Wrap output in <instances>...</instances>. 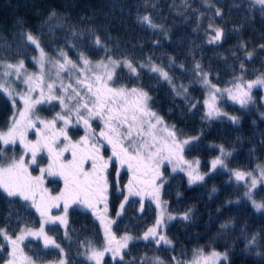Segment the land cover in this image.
<instances>
[{
    "label": "trees",
    "instance_id": "16d2710c",
    "mask_svg": "<svg viewBox=\"0 0 264 264\" xmlns=\"http://www.w3.org/2000/svg\"><path fill=\"white\" fill-rule=\"evenodd\" d=\"M213 2L223 11V19L216 17L214 23L225 31V38L217 44L206 42L205 32L212 17L210 14L200 16L201 12L207 13L203 0H151L155 7H145V0H0V59L14 62L23 58L25 64L30 65L29 59L35 49L30 46L26 55L19 54L24 51L18 43L21 31H31L39 37L47 53L65 48L72 59L77 58V52L66 48L71 43L84 50L91 60L104 57V51L93 47L96 36L111 50L114 58L127 57L134 62H145L151 57L153 62L166 66L173 57L177 64L183 63L186 70L179 67L166 70L176 82L188 87L187 101L174 95L167 82L158 81L148 70H141L138 83L152 97L153 110L167 125L179 129L180 139L199 137L185 146L181 154L183 160L198 161L197 172L203 175L210 171L211 161L221 155L219 146L222 145L231 152V156L225 159L229 169L250 171L264 163L262 93L253 89L256 102L246 108L226 99L218 103L221 112L239 118V123H233L227 116L205 119L203 88L193 80L191 69L195 61H199L209 72L212 84L220 88L228 86L240 76V63L244 58L240 44L244 42L248 51L255 50L251 60H244V79L251 81L264 73V49L259 48L264 43V13L259 10V5L250 6L249 0ZM52 12L57 15L50 19ZM146 13L151 14L154 23L163 26L167 38L160 35L158 29L153 30L139 22V16ZM73 31L80 35L69 39L68 35ZM117 72L120 74L119 84L131 87L137 83L134 78H127L126 69H117ZM197 101L196 108L190 111L191 105ZM0 105V129H3L9 114L8 99L3 94H0ZM161 173L165 182L160 188V197L168 215L177 217L167 220L162 228L172 245L157 247L149 241L134 239L126 250L127 261L136 264L142 258L150 262L159 257L165 264H177V261L192 264L194 253L200 250L204 254L227 250V264H264V256L249 255L246 249L255 235L257 243L253 253L264 251V212L255 211L244 197L246 188L242 181L237 182L230 171L219 169L205 176L203 182L190 186L182 171L170 170L164 164ZM253 191L257 201L264 200V184L258 183ZM111 195L110 215L115 221L112 232L117 237L125 233L134 238L142 237L154 223L153 205L149 201L141 203L134 196H128L125 202L121 191H112ZM237 200L239 203H228ZM190 208L191 219H179ZM117 212H120L119 216ZM5 221L13 229L18 223L21 226L25 223L31 227L37 225V217L23 201L0 194V227L5 226ZM229 221L230 226L222 230L221 225ZM51 227L47 226L46 231ZM54 227L49 234L71 257V264H94L80 255L84 249L78 242L91 240L97 247L102 246L104 239L96 219L80 209L70 208L67 229L62 231L57 225ZM66 230L70 240L65 239ZM28 243L26 250L34 258L38 251L42 259L61 257L57 250L45 252L35 243ZM101 264H116V261L111 253H106ZM221 264L225 262L221 261Z\"/></svg>",
    "mask_w": 264,
    "mask_h": 264
},
{
    "label": "snow or ice",
    "instance_id": "6c2138e0",
    "mask_svg": "<svg viewBox=\"0 0 264 264\" xmlns=\"http://www.w3.org/2000/svg\"><path fill=\"white\" fill-rule=\"evenodd\" d=\"M203 2L207 13L201 12L200 16L210 14L212 17L208 23V30L205 32L206 42L217 44L225 38V31L214 23V19L216 17L223 19V11L220 7H216L213 0H203ZM249 4L252 7L259 5V10L264 13V0H249ZM155 6L151 0H145V7ZM56 15L52 12L49 18ZM199 19L200 17L197 18L198 21ZM138 20L153 30L163 28L162 25L153 22L150 13L139 16ZM78 35L80 34L73 31L68 38L73 39ZM165 37L167 38V33ZM84 38L87 39V37ZM18 43L24 50L19 53L22 56L27 54L30 46L38 52V55L32 57V63L38 70L29 72L23 58L14 62L0 59V94L7 96L14 109L17 103L23 104L22 110L14 111L7 130H0V143L4 146L15 145L18 140L25 152L30 153V159L25 160V153H21L19 157H6L4 148H0V194L30 202V206L39 212L41 222L38 229L28 227L26 223L23 226L18 223L13 229L5 221V226L0 227V253L7 251V256H0V264H41L42 256L39 251L35 254V258L24 254V248L28 247L25 241L29 237L42 240L45 252L51 249L58 250L61 259L57 261V264H71V257L65 249L53 236L49 235V232L55 230L54 226L57 224L64 225L67 229V213L70 204H81L86 209H91L103 227L104 242L101 247H97L91 240L78 242L84 249L80 255L94 264H101L106 253H111L116 264H132L125 258L128 255L126 250L129 243L134 239L149 241L157 247L171 246L172 241L160 231L164 225L163 215L145 231L142 237L134 238L127 233L117 237L112 232L111 226L115 221L108 219L106 213L109 187L107 170L109 163L113 160L118 161L121 166L126 165L128 171L132 173V178L125 185L128 194L140 195L141 192L146 191L157 202V207H162L159 203L160 188L165 182L162 179L160 167L164 161L172 163L175 160L176 164H187L190 186L203 182L205 176H210L212 172L219 169L230 171L237 182L250 181L245 184L244 197L251 202L255 211L264 212V200L257 201L253 191L258 182L264 184V166H257L259 181L254 172L229 169L225 159L231 156V152L226 151L221 145L219 146L221 155L211 161L210 171L203 175L199 174L193 167V163L184 161L181 155L185 146L198 140L199 137L180 139L179 129L174 125H167L163 117L153 110L150 103L152 97L138 83L141 70L147 68L149 72L155 74V79L167 82L175 95L187 101L188 87L178 84L166 70V68L179 67L184 71L186 69L183 63L177 64L173 57L169 58L166 66L153 62L151 57L145 62H134L127 57L114 58V54L99 36L94 38L93 47L104 51L105 56L95 62L84 50L77 48L75 43L66 45V48L76 50V59L69 57L65 48H58L54 53L49 54L42 46L40 38L31 31H21ZM154 43L158 45L159 41ZM240 47L244 50V58L240 63V76L234 78L232 88L220 89L212 84L209 72L199 61H195L191 69L199 78L198 82L208 89V96L204 100V106L208 109L205 119L227 116L233 123H239V118L220 111L217 107L218 99L226 94L233 102L246 108L249 104L256 102L252 90L264 88V73L251 81L244 79V60H251L255 50L248 51L244 42H241ZM259 48L264 49V43H261ZM117 69H127V78H134L137 83L131 87L119 84L117 80L120 74ZM19 84L26 86L23 91H17ZM37 92L38 95L33 96V93ZM53 102L56 103L53 104ZM45 103L52 105L53 108L58 106L60 111H57L50 120L33 118L32 114L36 105ZM197 103L199 101L193 103L189 110L196 108ZM17 115L19 119L16 118ZM93 120L103 123L98 133L92 128ZM57 122H62L59 132L56 131ZM37 124L43 125L44 128L43 131L37 129L38 139L35 142L26 140L28 130L36 128ZM80 127L83 128L84 135L79 140L73 141L69 135V129ZM58 136H63V147L57 145ZM105 143L112 149V155L107 159L101 154V148ZM45 148L50 158L46 168L40 167L37 161V153ZM66 152L70 153V159H62ZM194 163L198 167L199 162ZM31 165H36L41 175L32 176L29 172ZM180 170L185 169L181 167ZM45 175L63 179L64 188L58 195L49 194L43 187ZM157 180H161L159 185L156 184ZM212 192L215 193L216 189L213 188ZM61 203H63L64 214L50 215V210L59 208ZM102 203L105 205L103 214L97 211V205ZM228 203H239V201H228ZM123 207L124 205L121 204L120 208L123 209ZM191 212L190 208L179 219L185 221L191 219ZM119 215L120 212H117V216ZM167 219L174 220L177 217L169 215ZM230 223L231 221L222 224L221 229H227ZM45 225L53 227L46 232ZM65 239H71L67 230ZM256 243L257 237L254 235L246 245L248 254L264 256V251L253 253ZM175 259L173 257V260ZM221 261L225 264L229 261L227 250L224 252L213 250L207 255L200 250L194 253L192 264H221ZM136 264H165V262L155 257L150 262L142 258ZM177 264L180 262L177 261Z\"/></svg>",
    "mask_w": 264,
    "mask_h": 264
},
{
    "label": "flooded vegetation",
    "instance_id": "af4514ba",
    "mask_svg": "<svg viewBox=\"0 0 264 264\" xmlns=\"http://www.w3.org/2000/svg\"><path fill=\"white\" fill-rule=\"evenodd\" d=\"M65 82L67 83V81H65ZM4 96H6V95H4ZM6 98H7V96H6ZM55 103L56 102H53V104H55ZM8 105H9V107L7 106V109L9 111V114L6 117V125L4 126L3 129H0V130H6L7 129L8 125L10 123V118L13 116V113H14L15 110H22L23 109L22 102L17 103L16 107L14 109L13 105H12V102L8 99ZM57 111H60L58 106L53 108L52 105L45 103V104H41V105H36L34 113L32 115H33V118L39 117L40 119H43V120H50V119L53 118V116L55 115V113ZM16 118L19 119V116L17 115ZM91 125H92V128L97 133L103 127V123L101 121H99V120L91 121ZM60 127H62V123L61 122H57V125H56V131L57 132H59V128ZM37 129H39L40 131H43L44 130L43 125L37 124L36 128H30L28 130V132H27L26 140L35 142V136L38 137L37 134H36L37 133ZM69 135L71 136L73 141H77V140L80 139V137L82 135H84L83 128L80 127V128H75V129H69ZM57 145L59 147H63V136H58L57 137ZM0 148H4L5 153L11 154L12 157L13 156L19 157V155L21 153H25V160L29 161V159H30V153H26L25 152V149L19 143V141H17V143L15 145H9V146H4L2 143H0ZM101 154L105 157V159L111 157V155H112L111 146L108 145L107 143H105L104 147L101 148ZM62 159H70V153H67V152L64 153V156L62 157ZM37 161L39 162L40 167H47L48 163L50 162V158L48 156L46 148L45 149H41L37 153ZM32 167H33L32 172L30 170H29V172L31 173V175L34 176L35 173H38L39 169L36 167V165H33ZM107 172H108V179H109V187H108V192H107V213H106V216H107L108 219L112 220V217L110 215V213H111L110 204H111V200H112L111 199L112 198V195H111L112 191H114V192L121 191L123 193L122 200L125 199V197L134 196L141 203L144 202V201H148V200H146V196L148 194V192H146V191L141 192L140 195H125V189H127L125 187V185H127L129 180L132 178V173L130 171H128L126 165L125 166H121L118 161H114L113 160V161H111L109 163V167H108ZM39 175H41V174H39ZM110 178H112V181L110 180ZM43 180H44L43 187L46 188L48 190V193L51 194V195H58L59 192L62 191L63 188H64V181L60 177L44 176ZM19 200H21V199H19ZM21 201H23V200H21ZM24 203L33 211V213L37 217V225L33 226V227H31V226H28V227H31L33 229H38L40 227V222H41V217H40L39 212H37L34 207L30 206V202H24ZM104 207H105V205L103 203L97 205V211L98 212L99 211L103 212L104 211ZM62 208H63V203H61L59 208H52L50 210V215H53V216L59 215V214L63 215L64 213L61 210ZM70 208H77V209H80V210H82L84 212L89 213L94 219H96V221L99 224V221L97 220V217L93 214L91 209H86L81 204H70L69 209ZM47 226H51V225H45V231H46V227ZM57 226L62 231L65 229L64 225L57 224ZM49 235H51V234H49ZM29 241L35 243L36 245H38L43 250V241L42 240H36V239H33V238L29 237L25 241V244H27L28 246H29V243H28ZM22 247H23V245H22ZM54 250H56V249H54ZM24 254L27 255V256H32L30 253H28L26 248H24ZM0 256L6 257L7 256V251L0 253ZM59 259H61V257L58 258V259H55V260L42 259L41 264H57V261ZM92 263H94V262H92Z\"/></svg>",
    "mask_w": 264,
    "mask_h": 264
},
{
    "label": "rangeland",
    "instance_id": "374dc122",
    "mask_svg": "<svg viewBox=\"0 0 264 264\" xmlns=\"http://www.w3.org/2000/svg\"><path fill=\"white\" fill-rule=\"evenodd\" d=\"M158 30H159V32H160V35H165V31H164V29H159L158 28ZM36 55H38V52L35 50V53H34V55L33 56H36ZM98 60H100V59H97V60H92V61H98ZM29 66L28 65H26V67H27V69H28V71L29 72H35V71H37L38 69H37V67H36V65H34L33 63H32V58L31 59H29ZM145 70H147V68H145ZM126 71H127V69H126ZM193 80L197 83V84H199L202 88H203V105H204V100L207 98V96H208V89L207 88H205L201 83H199L198 81H199V78L198 77H196L195 75H194V78H193ZM233 81V80H232ZM232 81L229 83V85L228 86H225V87H218V88H220V89H225V88H232ZM178 84H182V83H179V82H177ZM14 87H16V85H14ZM25 85H23V84H19L18 85V87H17V91H23L24 89H25ZM171 88V87H170ZM254 89H258L261 93H262V96H263V98H264V88H254ZM38 95V92L37 93H33V96H37ZM175 95V94H174ZM177 96V95H176ZM178 97H181V96H178ZM224 99H226V100H229V101H231V102H233L231 99H229L228 97H227V95L225 94V96L223 97V98H221V99H218V101H217V107L219 108V102L221 101V100H224ZM208 111V109L204 106V112H203V115H204V117H205V113ZM62 123V122H61ZM169 126H171V125H169ZM7 130V129H6ZM5 130V131H6ZM38 139V137H36L35 136V141ZM18 141V140H17ZM9 146V145H8ZM5 156L6 157H12V155L11 154H8V153H5ZM26 161H28V160H26ZM185 161V160H184ZM186 162H188V161H186ZM188 163H193V162H188ZM166 165L167 167H169V169L170 170H173V166L175 165V170H179V171H181L180 169H181V167H183L185 170L184 171H182L183 173H184V175L186 176V178L189 180V177H188V168H187V164L185 163V164H176V162H175V160L172 162V163H169L168 161H164L163 162V164L161 165V167L163 166V165ZM258 165H261V166H264V163H260V164H258ZM257 165V166H258ZM33 165H31L30 167H29V170L32 172V169H33V167H32ZM257 166H255L252 170H250V172H254V174H256L257 175V178H258V181H259V169H258V167ZM161 167H160V172H161ZM193 167L194 168H196V171H197V167H196V165L193 163ZM46 168V167H45ZM35 173V172H34ZM39 174H41L39 171H38V173H35L34 174V176H38ZM33 176V175H32ZM45 176H47V175H45ZM160 181L161 180H157L156 181V184H160ZM246 182H250V181H242V183H244V184H246ZM259 183V182H258ZM125 195H129L128 194V190L127 189H125ZM146 200H148L152 205H153V207H154V209H155V220H154V223H153V225L155 224V222H156V220L158 219V218H160L161 217V215H163V219H164V224L166 223V221L168 220L167 219V217L169 216L168 215V213H167V211H166V209H165V203L163 202V200L161 199V197H160V199H159V203L161 204V206L162 207H157V202L156 201H154L153 199H152V197H151V195L148 193L147 194V196H146ZM162 208H163V213H162ZM63 209V208H62ZM61 209V210H62ZM99 213H102L103 214V212L102 211H99ZM59 215H61V214H59ZM98 220V219H97ZM99 221V220H98ZM99 225H100V227H101V230H102V235H103V238H104V232H103V227L101 226V224H100V221H99ZM152 225V226H153ZM151 226V227H152ZM163 228V227H162ZM160 231H162V229H160ZM205 255H207V254H205Z\"/></svg>",
    "mask_w": 264,
    "mask_h": 264
}]
</instances>
